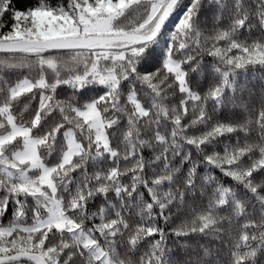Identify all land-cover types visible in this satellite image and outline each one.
I'll use <instances>...</instances> for the list:
<instances>
[{
  "label": "snow or ice",
  "instance_id": "1",
  "mask_svg": "<svg viewBox=\"0 0 264 264\" xmlns=\"http://www.w3.org/2000/svg\"><path fill=\"white\" fill-rule=\"evenodd\" d=\"M0 53V264H264V0H0Z\"/></svg>",
  "mask_w": 264,
  "mask_h": 264
},
{
  "label": "trees",
  "instance_id": "2",
  "mask_svg": "<svg viewBox=\"0 0 264 264\" xmlns=\"http://www.w3.org/2000/svg\"><path fill=\"white\" fill-rule=\"evenodd\" d=\"M65 0H50V3H52L53 5L56 4H62L64 3ZM185 3H187V0H184ZM35 0H13V7L15 8H20L22 6H24L25 4H28L29 6L31 4H34ZM181 11L177 10L176 12H174L169 19L166 21L165 26H164V35L161 37L158 45L156 46V51L157 53H162L165 50V42L167 40L168 34L172 31L175 30V24L178 23V18L181 15ZM5 21H7L9 19V17L7 15H5L4 17ZM203 19V17H202ZM7 28L4 29V31H6ZM260 35L259 31L256 29H253L251 36L252 39H256L258 38ZM4 53H0V58L4 57ZM163 57L161 56L160 59H162ZM203 62L205 65H212L214 63L213 58L208 57V56H203ZM157 67H159V64H157ZM21 74H26V70H17L15 73H9L7 76H0V78H4V79H10V80H14L16 78V76H19ZM238 80L240 82V84L242 86L245 87V92L244 95L246 98H249V93H251L250 96V100L251 103L254 106H258V102L262 96V94H264V70H261L260 68H249L246 72L241 71L239 76H238ZM194 85L199 86V90L201 92L204 91V89L208 86L209 81L204 79L202 77V75H197L194 78L193 81ZM102 88L100 87H93V88H89L88 91L85 93L86 97H95L99 94H102ZM70 95H74L72 89L63 86L60 89H58L57 92V98L59 99H64ZM180 99L179 94H177L174 98H171V94H170V103H177L178 100ZM38 101H39V95L37 94L36 99L29 101L28 98H24L21 103L17 106L16 111L18 112L20 109L23 108L24 104H29V108L30 111L25 114V119H29L30 116L32 115L33 111L35 110V108L38 105ZM45 128H47V125H45ZM255 135V134H253ZM223 143H225V141H221L220 145L217 147V151H222L223 150ZM145 156L146 157H150V153L148 151H145ZM46 162L49 163H55L56 162V158L53 157H46ZM89 171H92V169L90 168ZM218 177H220L221 181L225 184V186H232L234 184L233 181L229 180L228 178L222 177L221 174L219 173V171L217 170L215 173ZM74 175L78 176L79 173H75ZM125 183H128L129 181L126 179L124 181ZM141 191H143V189H141ZM212 194V189H207L206 190V194L204 196L203 199H201L200 197H198V202L200 203H205L207 201V198L210 197ZM111 199V197H110ZM31 203V201H30ZM89 211H95V208L91 206H89ZM221 215H228L227 210L221 211L220 213ZM31 212L28 213V216L26 218L27 223L32 222L31 221ZM11 219V213L9 212V214L6 217L0 218V223L3 224H7L9 222V220ZM135 222V221H133ZM161 226L163 225V222L161 221ZM243 223V220H237L234 219L233 221V225H232V231L235 234L238 231L239 228V224ZM167 227V226H165ZM56 238H53V242H55ZM224 251L226 252V249H224Z\"/></svg>",
  "mask_w": 264,
  "mask_h": 264
},
{
  "label": "rangeland",
  "instance_id": "3",
  "mask_svg": "<svg viewBox=\"0 0 264 264\" xmlns=\"http://www.w3.org/2000/svg\"><path fill=\"white\" fill-rule=\"evenodd\" d=\"M31 223V222H30Z\"/></svg>",
  "mask_w": 264,
  "mask_h": 264
}]
</instances>
